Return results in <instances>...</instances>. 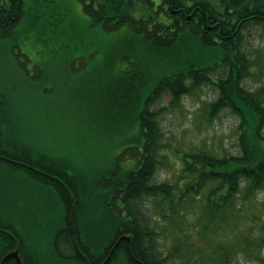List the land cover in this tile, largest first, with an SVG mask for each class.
Listing matches in <instances>:
<instances>
[{
	"label": "rangeland",
	"instance_id": "374dc122",
	"mask_svg": "<svg viewBox=\"0 0 264 264\" xmlns=\"http://www.w3.org/2000/svg\"><path fill=\"white\" fill-rule=\"evenodd\" d=\"M244 44L252 64L243 85L264 98V25H252ZM144 52H148L145 46L126 27L108 32L92 24L80 0H24L13 34L0 38V106L12 109L7 124L11 131L3 135L14 141L21 138L35 152L57 157L70 173H83L89 180L107 176L116 157L136 147L128 138L137 132L136 126L130 131L126 126L119 135L120 124L105 121L109 109L104 97L110 91L125 90L129 76L140 83L136 62ZM217 96V87L205 84L185 95L179 107L158 115L164 139L153 183L168 182L176 190L184 187L178 184L183 151L209 150L218 156L240 153L238 119L229 112L207 119V106ZM170 102L171 94L165 92L152 108L159 111ZM134 163L126 160L120 167L134 169ZM9 167L1 161L2 169ZM209 192L207 188L195 195L190 204L186 202L165 219L160 199L134 201L140 220H151L153 262L224 264L228 253L232 264H264V187L247 197L243 191L235 194L228 206L216 212L206 208ZM0 199L6 204L0 206V228L8 229L5 221L23 228L30 216L31 237L47 246L64 214L54 192L24 172L1 171ZM44 257V264H82L47 252ZM121 258L123 263L114 264H129Z\"/></svg>",
	"mask_w": 264,
	"mask_h": 264
},
{
	"label": "trees",
	"instance_id": "16d2710c",
	"mask_svg": "<svg viewBox=\"0 0 264 264\" xmlns=\"http://www.w3.org/2000/svg\"><path fill=\"white\" fill-rule=\"evenodd\" d=\"M80 1L92 24L108 32L126 27L148 52L140 54L136 62L140 83L130 81L129 76L125 90L110 91L104 97V105L109 109L105 121L120 124L119 135L124 134L126 126L129 131L131 126H136L137 133L128 138V143L136 147H129L117 156L105 177L89 180L83 173L75 176L70 182L76 187V205L73 207L68 202L66 215L72 209H75L74 216L81 219L105 215L103 200L106 194L95 186L98 183L109 186L113 195V234L117 237L131 234L130 249L144 251L143 264H155L154 249L150 248L153 232L148 230L151 220H140L141 213L134 201L160 199L165 219L168 213H178L186 202L190 204L192 197L207 188L210 192L205 199L206 208L216 212L228 206L235 194L243 191V196L247 197L264 187V98L262 93H252L243 85L252 64L244 44L245 32L252 25H264V0ZM2 2L5 4H0V38H5L13 34L22 18L24 0ZM205 84H212L218 90L217 98L207 106V119L213 120L224 112L238 119L240 153L218 156L209 150L183 151L184 168L178 184L184 187L176 190V185L168 182L153 183L164 139L158 115L179 107L185 95L195 93ZM165 92L171 94L170 105L154 110L152 105L160 101ZM93 109L97 111L94 106ZM11 112L10 106H0V120H11L8 117ZM5 131L10 132L11 128L2 123V162L11 167L16 160L31 165L28 159L13 155V152H32L31 148L21 138L12 141L4 136ZM126 160L136 162L135 168L122 169L120 164ZM64 168L67 167L63 165L60 170ZM48 183L54 182L49 180ZM121 200L127 204L125 217L118 208ZM144 224L148 226L144 228ZM87 226L90 228L86 229L82 223L81 234L88 232L89 244L97 247L96 229L93 225ZM5 252L0 251V259ZM226 255L228 257V253ZM135 257L138 258L136 252ZM227 257L223 256V263L232 264ZM128 258L132 264L129 253ZM113 260H116L115 255ZM89 261L97 262L92 257ZM82 264H85L83 260Z\"/></svg>",
	"mask_w": 264,
	"mask_h": 264
},
{
	"label": "flooded vegetation",
	"instance_id": "af4514ba",
	"mask_svg": "<svg viewBox=\"0 0 264 264\" xmlns=\"http://www.w3.org/2000/svg\"><path fill=\"white\" fill-rule=\"evenodd\" d=\"M5 3H7V1H5ZM10 122L11 120H0V172H24L34 180L44 183L46 187L50 191H53L54 194L61 200L64 207V214L63 218L57 222L52 235L47 240V246H42V244L38 245V240H36L34 237H31L32 227L30 226L28 220L30 216L25 218L26 220L24 221L23 228H17L10 222L2 221L4 224H6L8 229L0 228V234H2L0 236V251L7 252H5L1 257L0 264L6 254L16 250L19 251L23 264H44L43 260L45 258V252L52 256H62L65 259L72 258L75 262L81 263L83 260L85 264H92L89 261L90 257L97 260L95 264L123 263L125 260H122L121 257H124L129 263V253L132 259V264H143L142 256L144 251H133V249H130L129 247L131 241L128 242V240L122 238L128 234H122L117 237L112 232L113 205L111 200L113 195L109 186L102 184L95 186L106 194V196L104 195L105 199L103 200L105 202L103 204V207H105V209H103L105 215L89 218L83 217L81 219L74 216L75 209L70 210L69 215H66L65 211L68 202H70L71 206L73 205V207L76 205V187L73 185L74 183H71L70 181L74 179L75 176H79L80 173H70L67 168H64V171L61 169V171L60 167L62 168L63 165L65 166V163H63L60 159H57V157H53L48 153L35 152L33 149H31L32 152H13L14 156H18L22 159H28L30 162L35 164V166L32 163L29 165L16 160L13 162H15L14 165L16 164L17 166H12L6 169L1 168V161L2 158H4V156L1 154V142L3 141L1 136V124L6 123L7 125L8 123L10 124ZM24 144L27 145L26 143ZM49 180L53 181L55 184H49ZM2 202L5 201H1L0 199V206L2 205L6 207V204H2ZM27 207H29L28 204ZM124 207L125 206L121 200L118 208L122 209L123 217L127 215ZM25 210L27 211V209ZM36 218L37 217H35V220ZM82 223H84V227L86 229L90 228L87 226V224L93 225V228L96 229L95 235L98 244L97 247L91 246V244H89L88 232H85V234L82 236ZM82 237H85V239L82 240ZM121 244L122 246L119 247ZM135 252L138 258L135 257ZM114 255L116 256L115 261L113 260ZM9 261H11L13 264H16L14 259L8 260L7 263Z\"/></svg>",
	"mask_w": 264,
	"mask_h": 264
},
{
	"label": "water",
	"instance_id": "95a60500",
	"mask_svg": "<svg viewBox=\"0 0 264 264\" xmlns=\"http://www.w3.org/2000/svg\"><path fill=\"white\" fill-rule=\"evenodd\" d=\"M126 240H128V242L131 241L132 239V236L131 235H127V236H124L122 237ZM10 259H14L16 261V264H23L21 258H20V254H19V251L16 250V251H12L10 253H8L7 255L4 256V258L2 259L1 261V264H6L8 260Z\"/></svg>",
	"mask_w": 264,
	"mask_h": 264
},
{
	"label": "bare ground",
	"instance_id": "6f19581e",
	"mask_svg": "<svg viewBox=\"0 0 264 264\" xmlns=\"http://www.w3.org/2000/svg\"><path fill=\"white\" fill-rule=\"evenodd\" d=\"M123 244H125V243H123Z\"/></svg>",
	"mask_w": 264,
	"mask_h": 264
}]
</instances>
